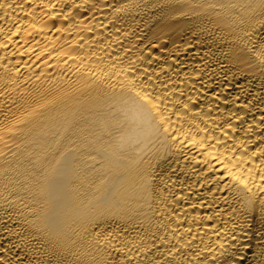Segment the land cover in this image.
Wrapping results in <instances>:
<instances>
[{"label": "bare ground", "instance_id": "1", "mask_svg": "<svg viewBox=\"0 0 264 264\" xmlns=\"http://www.w3.org/2000/svg\"><path fill=\"white\" fill-rule=\"evenodd\" d=\"M0 264H264V0H0Z\"/></svg>", "mask_w": 264, "mask_h": 264}]
</instances>
